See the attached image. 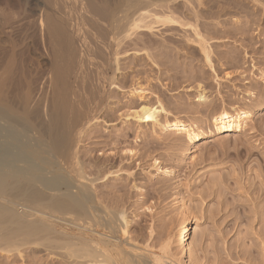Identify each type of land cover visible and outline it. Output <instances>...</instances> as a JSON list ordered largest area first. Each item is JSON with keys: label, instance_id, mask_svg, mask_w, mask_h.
Returning a JSON list of instances; mask_svg holds the SVG:
<instances>
[{"label": "rangeland", "instance_id": "obj_1", "mask_svg": "<svg viewBox=\"0 0 264 264\" xmlns=\"http://www.w3.org/2000/svg\"><path fill=\"white\" fill-rule=\"evenodd\" d=\"M176 6L150 9L146 24L152 29L122 42L117 81L105 109L81 138L79 163L109 211L110 224L119 225L124 213L130 222L126 236L144 254L166 255L164 264H264V110L240 132L201 139L181 160L180 135H161L130 117L160 102L170 113L168 121L182 119L206 129L213 113L234 105L248 111L264 103V0ZM166 14L186 26L156 22L155 16ZM194 27L208 39L210 65ZM97 68L92 72L101 71ZM135 88L143 90L142 99L130 94ZM86 94L82 98L91 103ZM155 161L163 173H157ZM178 218L187 230L184 256L175 240ZM0 264L63 263L27 246L0 252Z\"/></svg>", "mask_w": 264, "mask_h": 264}, {"label": "bare ground", "instance_id": "obj_2", "mask_svg": "<svg viewBox=\"0 0 264 264\" xmlns=\"http://www.w3.org/2000/svg\"><path fill=\"white\" fill-rule=\"evenodd\" d=\"M181 2L202 4V0H132L129 6H123L125 0H0V252L34 246L63 264L166 262V255H146L127 238L130 222L124 213L119 225L110 224L108 210L84 176L78 147L110 100L122 42L152 29L146 24L150 9H174ZM155 20L186 26L172 14ZM193 34L210 65L208 39L196 27ZM94 61L100 74L92 72ZM142 92L135 88L130 94L142 99ZM82 93L90 95L92 104ZM199 101L205 98L200 96ZM251 108L240 111L234 105L213 113L206 129L182 119L168 121L170 113L160 102L142 106L130 117L157 128L161 135H180L181 160L201 139L240 132L264 110V103ZM154 164L157 173H163L159 162ZM177 226L175 240L184 256L189 249L187 230L182 219Z\"/></svg>", "mask_w": 264, "mask_h": 264}]
</instances>
